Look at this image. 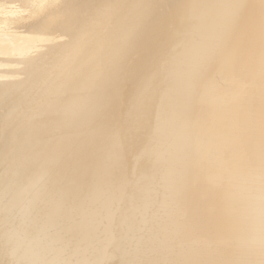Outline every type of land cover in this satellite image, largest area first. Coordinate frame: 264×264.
<instances>
[{
  "label": "bare ground",
  "instance_id": "obj_1",
  "mask_svg": "<svg viewBox=\"0 0 264 264\" xmlns=\"http://www.w3.org/2000/svg\"><path fill=\"white\" fill-rule=\"evenodd\" d=\"M0 264H264V0H0Z\"/></svg>",
  "mask_w": 264,
  "mask_h": 264
}]
</instances>
